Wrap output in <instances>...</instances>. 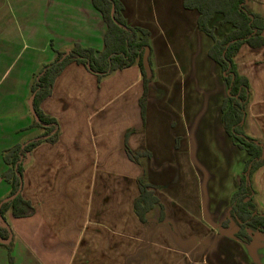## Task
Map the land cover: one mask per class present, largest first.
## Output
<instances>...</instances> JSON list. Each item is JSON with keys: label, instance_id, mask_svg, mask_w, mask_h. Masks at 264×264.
<instances>
[{"label": "crops", "instance_id": "crops-1", "mask_svg": "<svg viewBox=\"0 0 264 264\" xmlns=\"http://www.w3.org/2000/svg\"><path fill=\"white\" fill-rule=\"evenodd\" d=\"M247 6L264 18V0H248ZM106 32L92 0H0V205L11 192L3 178V153L38 134L30 130L35 77L58 52L75 45L103 51ZM209 49L198 50L197 65L208 62L211 71L213 66L219 70ZM234 61L252 92L246 132L264 146V47L244 45ZM143 93L137 66L98 82L84 66L73 64L57 78L41 108L58 121L59 140L40 145L24 162L20 193L33 214L5 215L15 264H259L247 244L234 238L236 229H225L216 220L229 207L220 180L208 202L196 200L197 185L193 197L191 189L177 183V133L159 135V115L153 113H159L160 104L150 99L143 121ZM168 126L177 129L176 123ZM127 145L133 153L142 152L140 162L130 159ZM187 154L191 159L192 152ZM169 160L172 165L165 164ZM140 178L159 201L145 222L135 211ZM253 185L255 204L264 214V166L254 174ZM7 258L0 247V264H7Z\"/></svg>", "mask_w": 264, "mask_h": 264}, {"label": "trees", "instance_id": "trees-1", "mask_svg": "<svg viewBox=\"0 0 264 264\" xmlns=\"http://www.w3.org/2000/svg\"><path fill=\"white\" fill-rule=\"evenodd\" d=\"M248 0H183V9L197 15L196 27L200 33L212 41L208 57L219 67L227 95L222 100L221 126L232 145L247 155L238 187L231 197L228 212L220 223L225 229H236L234 238L244 244H251L253 232L264 234V214L255 204L256 191L254 174L264 166V146L251 138L245 129L248 105L252 98L247 78L237 71L235 57L244 45L251 48L264 47V18L249 10ZM107 24L104 50L75 45L68 52H58L57 58L43 66L31 87V111L33 122L30 130H37V136L22 144L13 146L3 153L7 171L3 178L11 185L9 197L1 207V214L11 212L15 218H25L33 214L31 204L24 200L20 191L23 186L24 162L28 156L44 143L55 144L60 137L58 121L45 112L41 106L51 97L57 78L70 65L84 66L102 82L112 74L137 66L143 76L144 93L140 100L142 119L146 120V99L151 79L146 77L143 67L145 49H151V32L142 26H130L124 16L121 0H92ZM131 160L139 162L135 153L126 146ZM140 196L135 202V211L142 222L146 214L159 201L154 196L151 185L144 178L139 181ZM6 220V219H5ZM0 236L9 238L8 229L0 222ZM8 252L9 264H14V240L0 243Z\"/></svg>", "mask_w": 264, "mask_h": 264}, {"label": "rangeland", "instance_id": "rangeland-1", "mask_svg": "<svg viewBox=\"0 0 264 264\" xmlns=\"http://www.w3.org/2000/svg\"><path fill=\"white\" fill-rule=\"evenodd\" d=\"M121 1L127 23L133 27L149 28L151 32L153 80L146 106L150 107L149 99L152 105L160 104L159 113H153L159 115V135L173 136L177 133V161H174L177 163V183L186 185L187 190L191 189L193 197V187L197 185L199 191L196 200L203 198L208 202L214 183L220 180L218 187L222 190L221 194L228 196L224 204H229L238 187L247 155L232 145L221 126L220 106L227 95L221 72L214 66L211 71L208 62L197 65L195 59L198 50L211 47L212 41L198 29L193 31L196 17L192 12H184L183 0ZM219 83L223 89L215 92ZM219 96L223 98L218 100ZM182 120L186 121L188 128H185ZM168 123H176L177 129H172ZM189 152H192L191 159L187 156ZM134 153L140 162L142 152ZM142 162L147 166L149 160L144 157ZM172 163L173 160L165 161L166 165ZM193 170L198 173L196 181ZM221 218L217 216L216 220L220 223ZM252 239V245L245 247L251 249L259 264H264V234L253 232ZM16 264H21V260Z\"/></svg>", "mask_w": 264, "mask_h": 264}, {"label": "water", "instance_id": "water-1", "mask_svg": "<svg viewBox=\"0 0 264 264\" xmlns=\"http://www.w3.org/2000/svg\"><path fill=\"white\" fill-rule=\"evenodd\" d=\"M150 53H151V49L150 47H147L145 49V52H144V56H143V67H144V70H145V73H146V77L148 79H151L152 76H153V71H152V67H151V63H150ZM21 192V191H20ZM14 197H10L6 200L3 201V203H1L0 205V222L8 229L9 231V238L8 239H4L0 236V243L2 244H6L8 242H10L13 238V233L11 231V228L9 226V224L7 223V221L3 218L2 214H1V207L2 205L5 203V202H8L10 200H12Z\"/></svg>", "mask_w": 264, "mask_h": 264}]
</instances>
